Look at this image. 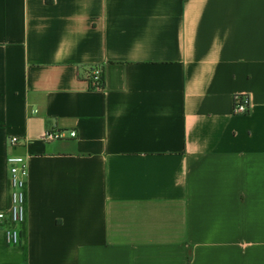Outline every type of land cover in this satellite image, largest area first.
<instances>
[{
	"label": "crops",
	"instance_id": "0c3cea01",
	"mask_svg": "<svg viewBox=\"0 0 264 264\" xmlns=\"http://www.w3.org/2000/svg\"><path fill=\"white\" fill-rule=\"evenodd\" d=\"M10 154L0 264H264V0H0L5 213Z\"/></svg>",
	"mask_w": 264,
	"mask_h": 264
},
{
	"label": "built area",
	"instance_id": "2783aa9c",
	"mask_svg": "<svg viewBox=\"0 0 264 264\" xmlns=\"http://www.w3.org/2000/svg\"><path fill=\"white\" fill-rule=\"evenodd\" d=\"M85 78L93 89L103 88V68L95 65L89 68ZM251 111L250 96L246 93H237L234 96L233 112L236 115H245ZM75 130L70 131L69 137H76ZM66 137L62 131H49L44 134V139L47 141L61 139ZM19 137L13 136L10 138L11 145L18 144ZM7 162L10 166V185H11V205L8 213L0 211V222L10 221L13 226L6 228V241L10 245H17L21 241V234L15 226L22 222L25 218V194L24 188L28 177V159L21 154H10L7 157Z\"/></svg>",
	"mask_w": 264,
	"mask_h": 264
},
{
	"label": "trees",
	"instance_id": "16d2710c",
	"mask_svg": "<svg viewBox=\"0 0 264 264\" xmlns=\"http://www.w3.org/2000/svg\"><path fill=\"white\" fill-rule=\"evenodd\" d=\"M105 85V77H104V72H103V87Z\"/></svg>",
	"mask_w": 264,
	"mask_h": 264
}]
</instances>
